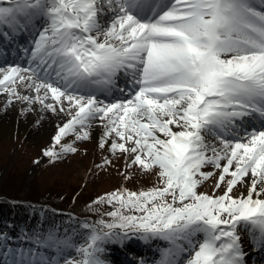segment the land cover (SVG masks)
I'll use <instances>...</instances> for the list:
<instances>
[{
	"label": "snow or ice",
	"instance_id": "snow-or-ice-1",
	"mask_svg": "<svg viewBox=\"0 0 264 264\" xmlns=\"http://www.w3.org/2000/svg\"><path fill=\"white\" fill-rule=\"evenodd\" d=\"M0 95L36 164L156 177L0 218V264H264V0H0Z\"/></svg>",
	"mask_w": 264,
	"mask_h": 264
},
{
	"label": "rangeland",
	"instance_id": "rangeland-1",
	"mask_svg": "<svg viewBox=\"0 0 264 264\" xmlns=\"http://www.w3.org/2000/svg\"><path fill=\"white\" fill-rule=\"evenodd\" d=\"M2 103L3 97L0 95V104ZM2 112L3 109L0 108V113ZM32 119L33 116L27 120L18 117L16 108H10L7 115L0 114V192L23 198L22 200L32 196L38 202L37 207L42 203L49 206L57 204L61 210L54 206H50L54 207L50 209L64 213L75 212L91 218L92 214L85 208V204L99 192L98 186H112V190L123 184L125 187L138 190L140 187L155 183V175H151L150 180L138 175L127 182L123 181L121 175L115 174L113 176L116 178L111 182L108 180L109 176L101 178L94 171L93 164L90 165L91 162L98 161L100 156L98 150L93 151V142H87L82 146L88 148L87 153L81 151L70 156L65 162L47 163L48 158L44 157V162L36 164L35 158L42 155L41 149L49 143L52 127L42 126L37 129L30 126ZM122 163L121 161V165ZM105 210H109L107 206ZM20 211L27 212L28 219L31 210L24 207ZM49 215L53 213L50 212ZM56 219H60L59 215ZM140 246L145 250V255L143 253L140 255L151 258L154 250L145 245H138Z\"/></svg>",
	"mask_w": 264,
	"mask_h": 264
},
{
	"label": "bare ground",
	"instance_id": "bare-ground-1",
	"mask_svg": "<svg viewBox=\"0 0 264 264\" xmlns=\"http://www.w3.org/2000/svg\"><path fill=\"white\" fill-rule=\"evenodd\" d=\"M46 126H50V127H52L51 122H49L47 119L43 122V128L46 127ZM95 162H98V161H94V163H95ZM94 163L91 162L90 165H92V164H94ZM94 171L97 172V174H98L101 178H103V179L107 178L106 176H109V178H108L109 182L113 181V179L115 180L116 177L113 176L114 174L117 175V176H120V172H119V170L116 169V168H112L111 170H109V169L100 170V169L95 168ZM108 174H109V175H108ZM151 177H152L151 175L146 176V177H145V180H150ZM67 180H68V179H67ZM111 187H112V186H108V187H107V186H106V187H100V186H98L97 188H98L99 192L96 193V194H99V193H101V192H103V191L111 190ZM205 188H208V185H205ZM96 194H95V195H96ZM95 195H94V196H95Z\"/></svg>",
	"mask_w": 264,
	"mask_h": 264
},
{
	"label": "trees",
	"instance_id": "trees-1",
	"mask_svg": "<svg viewBox=\"0 0 264 264\" xmlns=\"http://www.w3.org/2000/svg\"><path fill=\"white\" fill-rule=\"evenodd\" d=\"M3 198H1L0 199V204L1 203H3L2 205H7V206H9L10 205V203L9 202H7V201H5V200H2ZM27 199H30V200H34L33 199V197L31 196H27ZM60 204V203H59ZM57 204H54V206H56ZM6 210H7V208L6 207H4ZM8 211V210H7ZM7 212L4 210V211H0V218H9L7 215ZM10 219V218H9Z\"/></svg>",
	"mask_w": 264,
	"mask_h": 264
}]
</instances>
